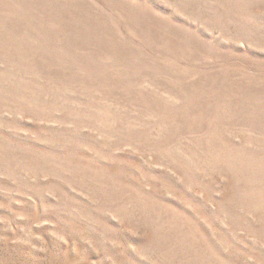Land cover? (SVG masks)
<instances>
[{"label":"rangeland","instance_id":"rangeland-1","mask_svg":"<svg viewBox=\"0 0 264 264\" xmlns=\"http://www.w3.org/2000/svg\"><path fill=\"white\" fill-rule=\"evenodd\" d=\"M0 264H264V0H0Z\"/></svg>","mask_w":264,"mask_h":264}]
</instances>
